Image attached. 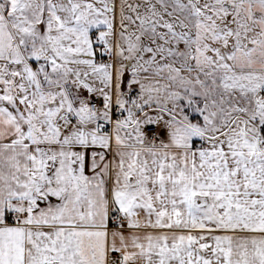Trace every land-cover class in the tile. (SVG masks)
I'll return each instance as SVG.
<instances>
[{"label": "snow or ice", "instance_id": "snow-or-ice-1", "mask_svg": "<svg viewBox=\"0 0 264 264\" xmlns=\"http://www.w3.org/2000/svg\"><path fill=\"white\" fill-rule=\"evenodd\" d=\"M0 264H264V0H0Z\"/></svg>", "mask_w": 264, "mask_h": 264}]
</instances>
